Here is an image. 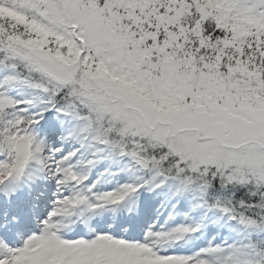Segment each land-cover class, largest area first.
Segmentation results:
<instances>
[{
  "label": "snow or ice",
  "instance_id": "6c2138e0",
  "mask_svg": "<svg viewBox=\"0 0 264 264\" xmlns=\"http://www.w3.org/2000/svg\"><path fill=\"white\" fill-rule=\"evenodd\" d=\"M0 264H264V0H0Z\"/></svg>",
  "mask_w": 264,
  "mask_h": 264
}]
</instances>
